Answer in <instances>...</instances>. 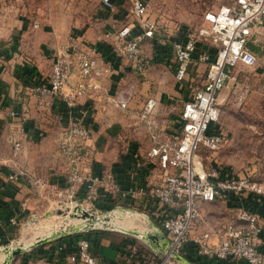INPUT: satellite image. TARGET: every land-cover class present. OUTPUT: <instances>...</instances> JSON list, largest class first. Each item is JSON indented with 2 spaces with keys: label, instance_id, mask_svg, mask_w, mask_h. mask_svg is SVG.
Wrapping results in <instances>:
<instances>
[{
  "label": "built area",
  "instance_id": "obj_1",
  "mask_svg": "<svg viewBox=\"0 0 264 264\" xmlns=\"http://www.w3.org/2000/svg\"><path fill=\"white\" fill-rule=\"evenodd\" d=\"M101 5L106 11L113 10L115 0H101ZM129 12L130 21L107 29L103 39L116 60L136 67L145 60L147 44L158 48L165 39L159 23L148 16L144 1L129 0ZM204 21L205 25L196 34H187L170 44L173 75L192 93L179 113L178 127L163 136L156 131L149 120L157 103L154 98L147 99L139 109L140 119L148 124L151 142L145 153L148 162L145 172L133 169V182L129 185H123L111 172L96 173L83 145L90 137V128L79 120H72L57 134V151L65 171L62 189L70 196L79 195L80 199L89 201L96 207L95 212L99 211V198L111 205L124 199L144 204L151 220L167 237L160 260L147 264H186L176 256L188 259L189 264H200L195 260L198 257L215 261L245 259L248 264H264V251L258 247L262 226L257 213L264 197L262 184L220 165L207 167L203 163V153L216 151L227 141V134L219 123L220 93L226 79L238 64L253 67L259 63L254 46L260 36L264 37V0H234L216 12H207ZM213 38H219L221 45L211 55L201 44ZM81 42L69 38L58 49L47 79L32 86L41 107H49L53 99L61 98L72 108L80 97L100 89V81L112 73L113 62L104 55H95L91 48L85 50L86 45ZM194 66L198 72L204 67V73L197 74L201 79L197 85L191 83L193 77L189 76V69ZM132 97V87L124 85L116 89L112 100L119 108L126 109ZM9 115L16 117L18 111L11 109ZM12 144L14 151L20 149L19 138L12 139ZM132 147L130 143L127 152L139 159L137 144L134 150ZM7 177L13 181L20 177L30 179L23 169ZM40 183L44 185L46 181ZM218 199H229L239 206L233 216L217 228H211L201 219L200 204ZM110 209L116 213V207ZM89 214L93 215L92 222L104 223V217H99L97 212ZM9 221L15 224L14 218ZM198 221H202L205 230L195 233ZM91 228L95 227L79 228L75 232L80 237L65 251L62 264H103L92 249L88 237ZM212 235L217 236L215 244L210 243ZM137 236L142 238L144 234ZM14 246L10 241L3 248Z\"/></svg>",
  "mask_w": 264,
  "mask_h": 264
},
{
  "label": "crops",
  "instance_id": "obj_2",
  "mask_svg": "<svg viewBox=\"0 0 264 264\" xmlns=\"http://www.w3.org/2000/svg\"><path fill=\"white\" fill-rule=\"evenodd\" d=\"M118 3L119 1L115 0V5ZM24 10V13H19L15 0H8V3L3 1L0 5V106L2 109V114H0V254L3 253V255H5L2 251L3 246L13 240L14 232L31 214V208L38 202H44L51 193L60 194L62 191L65 184V171L57 151V134L70 121L79 120L89 126L90 137L83 141V145L90 154L92 167L96 173L111 172L123 185H129L133 182L132 170L135 165L139 166L138 173L145 172L148 166L145 153L149 145L146 150L137 151L141 159H136L135 154L131 155L127 152L130 142L126 147L125 144L123 145L120 153L115 151V147L107 149L110 142L109 137L118 140L112 137L111 131L113 120L110 112L115 110L112 107H118L113 102L112 96L123 84L122 81H128L125 85H130L133 91V97L128 103V108H130L136 92L135 85L132 81L129 82L132 78L128 73L130 68L123 65L124 61L114 58L108 43L103 39L104 31L112 28L119 17L113 14V10L106 11L105 17L100 22L102 29L99 33L95 30L93 23L82 32L76 29L60 39L55 31L47 28L48 26L41 25L45 20L39 18L33 9ZM40 26L41 28L38 29ZM185 37L186 34L182 30L174 37V40H182ZM69 38L82 41L86 45L85 50L91 48L97 56H106L107 60L113 62V71L100 81V89L80 97L74 107L68 108L61 98L53 99L49 107H41L37 104L36 95L31 88L43 79H47L58 49L66 44ZM259 43L264 44L263 36H260L255 46ZM206 45L207 43L201 44L202 47ZM158 51L160 54H156L157 59L161 60L162 58L159 59V57H163L162 48ZM209 52L215 54L210 49ZM178 91L185 93L188 89L186 86H181L178 87ZM149 98L156 99L157 97L149 96L142 104ZM107 99L109 101L105 105L102 100ZM11 109L18 111V116L9 115ZM105 109L108 110L104 112ZM21 127L23 128L22 133H20ZM106 129L111 134H107ZM18 138L20 149L14 151L12 139ZM137 161L141 162V165ZM17 169H23L30 179L20 177L18 181L9 180L8 174L16 172ZM37 178L41 180L37 181ZM40 181H46V184L43 185ZM216 201L225 203L223 204L225 210L231 212L228 213V218L234 215L239 206L229 199L202 202L200 204L201 219L211 228H217L228 219L225 217L224 220L217 221L212 219V216L208 217L207 213ZM107 203L103 198L97 201L100 208L107 206ZM112 205L116 209L128 210L134 207L132 205H137L146 210L144 204H136L129 199ZM257 213L264 233V197L258 204ZM10 218L15 219V224L10 223ZM203 230L205 228L202 221H198L193 231L199 233ZM127 231L121 227H108L95 229L88 233L92 249L101 258L103 264H147L141 258L144 256L143 253L136 254L137 249L146 250L152 255L154 261L162 256V251L167 245V237L155 221L148 218L147 226L137 231L143 233L144 237L150 233L156 235L157 238L138 240L136 233L132 234ZM79 237V234L73 232L54 237L51 239L54 241L41 244L42 246L37 245L24 249L17 260H12V264H62L65 251L68 252ZM217 241V236L212 235L210 243L215 244ZM258 247L264 251V234L261 236ZM134 254L136 257H133ZM184 261L190 263L186 258ZM208 264L248 263L245 259H237L234 261L211 260Z\"/></svg>",
  "mask_w": 264,
  "mask_h": 264
},
{
  "label": "rangeland",
  "instance_id": "obj_3",
  "mask_svg": "<svg viewBox=\"0 0 264 264\" xmlns=\"http://www.w3.org/2000/svg\"><path fill=\"white\" fill-rule=\"evenodd\" d=\"M3 1L8 3V0H2L0 5ZM15 1L17 2L19 13H24V9L27 8L33 9L39 18L45 20L41 25L43 27L48 26L47 28L55 31L60 39L76 29L82 32L86 27L93 25V23L95 30H98L99 33L102 29L100 25L101 19L106 14V10L102 7L100 0ZM118 1L119 3L115 5L117 7L113 10V14L115 13L119 19L116 20L112 28L119 27L131 19L129 0ZM142 1L146 4L148 16L159 23L165 43L160 44L161 47L158 48L157 46H152L151 43L147 44L145 60L140 66L132 67L126 62L123 64L125 67L130 68L128 73L132 78L129 82L132 81L135 85L136 92L130 108L112 107L115 110L112 113L110 112V117L113 120L112 137L118 138V140L109 137L110 142L107 149L115 147V151H118V153L123 150V145L125 144L126 147L129 142L137 144L138 152L139 149L146 150V147L151 144L148 124L139 117L140 106L149 96L157 97L155 109L149 117L156 131L159 134L163 133V136L165 133L166 135L170 134L178 127L179 113L184 103L192 97V93L189 91L185 93L178 91V87H185V84L183 82L179 83L180 81L175 79L173 75V62L169 51L170 44L182 30H184L186 35L196 34L200 26L205 25L204 16L207 12H216L222 6L231 5L234 2V0ZM111 15L112 12L109 16L111 17ZM40 28L41 26L38 29ZM220 45L221 40L213 38L207 42L206 46H203V49L207 51L210 49L215 53ZM254 47L259 63L253 67L241 64L236 65L226 79V85L220 93L219 106L221 113L219 123L227 134V141L216 151L203 153V163L207 167L217 164L234 174L249 176L260 182L264 189V63H262L264 60V44L259 43V45ZM160 48H162L163 57H159V59H162L158 60L156 54H160L158 51ZM147 68L148 70L146 71ZM201 69V72H198L195 66L190 67L189 76L190 78L193 77V82H191L193 85L200 84L201 79L197 74L204 73V67ZM127 82L125 80L122 81L123 84L120 87ZM108 101V99L102 100L105 105ZM107 110L105 109L104 112ZM109 133L107 131V134ZM118 203L116 202V204ZM223 204L225 203L223 202ZM223 204L221 201H216L215 205L211 206L209 213H207L208 217L212 216V219L217 221L224 220L225 217L228 218V213L231 212H227ZM75 206H79L81 210L83 209L88 213L95 214L97 212L99 217H104L103 220L117 213L110 211V207L113 205L108 203L107 206L99 207V211L95 212L96 207L90 204L89 201L80 199L79 195L73 194L70 196L69 193L62 189L60 194L51 193L44 202H38L31 208V214L24 219L14 232L12 243L21 236L22 228L34 218L36 220H46L49 223L58 222L65 218H77L79 221L74 225H78L79 228L95 227L91 228V231L99 229L98 227L115 228L114 225L109 223L92 222V220L86 219V217L82 216L80 210H73ZM132 206L135 208L131 207L129 211L140 214L143 219L140 225L134 228V231H141L147 226V219L151 220V218L147 210L137 205ZM60 210L61 212H59ZM66 210L68 213L64 215L63 213ZM46 212H48V215H46ZM71 226L73 225L66 227L62 232L65 233ZM136 234L138 235L139 232ZM43 237H47L49 240L41 244L54 241V239L51 240L53 233L41 236V238ZM144 238L136 237L138 240ZM35 246H37L35 241L24 245L25 249ZM22 253L16 255L13 259L17 260ZM10 264H12V261Z\"/></svg>",
  "mask_w": 264,
  "mask_h": 264
},
{
  "label": "bare ground",
  "instance_id": "obj_4",
  "mask_svg": "<svg viewBox=\"0 0 264 264\" xmlns=\"http://www.w3.org/2000/svg\"><path fill=\"white\" fill-rule=\"evenodd\" d=\"M116 210L117 213L110 218L105 219L104 223H109L115 227H121L123 230H128L130 233H138L137 231H134V228L139 226L143 220L140 214L125 209ZM61 221L49 223L46 220L31 219L27 225L22 228L21 236L14 242V244L26 245L43 235L47 236L54 232L63 231L66 227L74 225L79 220L77 218H65ZM3 256V253L0 254V261Z\"/></svg>",
  "mask_w": 264,
  "mask_h": 264
},
{
  "label": "water",
  "instance_id": "obj_5",
  "mask_svg": "<svg viewBox=\"0 0 264 264\" xmlns=\"http://www.w3.org/2000/svg\"><path fill=\"white\" fill-rule=\"evenodd\" d=\"M73 210L74 211H78L80 210L79 206H75L73 207ZM81 213H82V216L83 217H86V219H90V221L93 219V215L89 214L88 212L84 211V210H80ZM61 212V210L59 211ZM68 213V211L66 210L63 214L66 215ZM75 214V213H74ZM46 215H48V212L46 213ZM79 229V226L78 225H73L71 227L68 228V230L64 233L62 231H58V232H54L53 233V238L54 237H60L64 234H69V233H73V232H76L77 230ZM145 238H148V239H153V238H157L156 235H153V234H150V233H147L145 235ZM47 240H49L47 237H39L35 240V245H38V244H41L43 242H46ZM25 249L24 245H16L12 248H3L2 251L5 253L4 255V258L2 259V261L0 262V264H10L11 261L13 260V258L20 254L21 252H23ZM177 259L181 260L182 262L185 263L184 259H182L181 257L179 256H176ZM188 264V263H186Z\"/></svg>",
  "mask_w": 264,
  "mask_h": 264
},
{
  "label": "trees",
  "instance_id": "obj_6",
  "mask_svg": "<svg viewBox=\"0 0 264 264\" xmlns=\"http://www.w3.org/2000/svg\"><path fill=\"white\" fill-rule=\"evenodd\" d=\"M136 145V143H131V147L133 146H135ZM132 147V149L134 150V148ZM137 172L139 171V169H138V167H136V165H135V168H134ZM133 208H135V207H133ZM137 208V207H136ZM250 208H252L251 206H250ZM140 210V209H139ZM263 230H262V233H261V236H263ZM262 249V248H261ZM141 253H143L144 254V256L143 257H141L142 259H144V262L145 263H149L150 262V260H153L152 258V255L151 254H149L146 250H144V249H137L136 250V254H141ZM135 256V254L133 255V257ZM136 257V256H135ZM160 260V258H157V260L156 261H154L153 260V262L154 263H157L158 261ZM197 262H199L200 264H208V263H210L211 262V260L210 259H207V258H202V257H198V258H196L195 259ZM213 262V261H212Z\"/></svg>",
  "mask_w": 264,
  "mask_h": 264
}]
</instances>
